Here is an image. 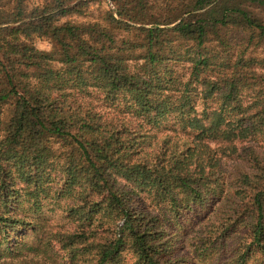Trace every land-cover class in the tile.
I'll use <instances>...</instances> for the list:
<instances>
[{
  "label": "trees",
  "instance_id": "16d2710c",
  "mask_svg": "<svg viewBox=\"0 0 264 264\" xmlns=\"http://www.w3.org/2000/svg\"><path fill=\"white\" fill-rule=\"evenodd\" d=\"M99 1L0 0V264H264V0Z\"/></svg>",
  "mask_w": 264,
  "mask_h": 264
},
{
  "label": "rangeland",
  "instance_id": "374dc122",
  "mask_svg": "<svg viewBox=\"0 0 264 264\" xmlns=\"http://www.w3.org/2000/svg\"><path fill=\"white\" fill-rule=\"evenodd\" d=\"M40 1L41 0H33L34 3H38ZM110 3H111L110 0H101L99 2L92 3L91 9L93 11V14H95V16H98L99 13H101L105 8H108V5H110ZM43 44L45 46H48V43L46 41H44ZM226 167H227V170H232L233 169V163L228 161V164ZM45 214L51 219V221L53 223H56L55 226L58 225L59 223L63 222L59 210L56 212V211H51V209L50 210L47 209L45 211ZM192 222L193 223L190 225L191 227L189 228L190 233L184 238L185 244H186V249L189 251L192 250L193 246L198 242L197 237L200 236L199 230L203 226V223H204V221L201 220V218H199V217L194 218ZM56 227H58V226H56ZM45 262H46V264H55L51 261L47 263V261L45 260ZM36 263L42 264V261H40L38 259V261L36 260L34 262H31L30 264H36Z\"/></svg>",
  "mask_w": 264,
  "mask_h": 264
}]
</instances>
